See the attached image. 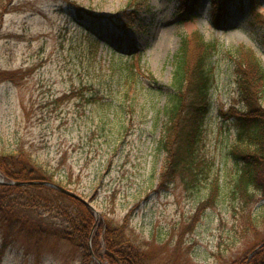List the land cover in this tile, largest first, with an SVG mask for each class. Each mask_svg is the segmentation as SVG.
Returning a JSON list of instances; mask_svg holds the SVG:
<instances>
[{
  "label": "rangeland",
  "instance_id": "1",
  "mask_svg": "<svg viewBox=\"0 0 264 264\" xmlns=\"http://www.w3.org/2000/svg\"><path fill=\"white\" fill-rule=\"evenodd\" d=\"M129 1L14 0L0 26V71L17 76L0 83V153L20 145L30 150L57 169L65 189L91 204L99 222L109 218L121 225L130 217L132 238L149 264H253L264 227L245 234L241 214L262 212L264 196L257 194L248 207L232 196L239 162L231 149L240 129L230 110L242 107L238 49H251L264 66V24L233 13L218 27L212 0H205L197 19L180 15L178 0H148L146 8L127 9ZM260 4L254 17L264 16V0ZM76 5L100 21L79 20ZM196 32L216 44L212 109L199 154L208 166L198 181L178 176L163 190L159 142L173 93V59L182 38ZM74 90L101 101L69 99ZM217 177V202L196 221ZM12 242L0 264H81L76 247L52 236ZM254 264H264V255Z\"/></svg>",
  "mask_w": 264,
  "mask_h": 264
},
{
  "label": "trees",
  "instance_id": "2",
  "mask_svg": "<svg viewBox=\"0 0 264 264\" xmlns=\"http://www.w3.org/2000/svg\"><path fill=\"white\" fill-rule=\"evenodd\" d=\"M180 15L197 19L205 0H178ZM14 0H0V26L4 16L13 10ZM148 0H130L127 9L146 8ZM262 0H212V21L225 27L233 13L251 17L252 24H264V16L257 12ZM75 13L81 21L98 22L100 18L80 6ZM129 18L123 19L129 22ZM199 32L192 38H182L178 52L174 55L173 93L164 109L166 123L161 138V151L165 162L161 174V189L169 188L175 177L187 175L198 181L205 174L206 161L200 157L204 141L205 119L212 109L211 92L215 83L212 67L216 44L208 43ZM236 82L239 103L230 113L240 129L238 142L231 149L239 162L234 180L232 196L248 207L249 202L261 193L264 196V66L251 49H238L235 58ZM134 68V66H131ZM17 76L0 71V83L14 81ZM153 79V77L151 76ZM92 89V88H91ZM66 98V97H65ZM68 98L89 103L101 101L97 95L86 97L84 90L73 91ZM57 100L55 103H60ZM0 173L6 183L48 182L66 188L65 180L57 169L38 161L24 146L0 153ZM207 201L203 202L195 216L196 221L203 212L217 202L221 192L218 177L211 182ZM20 207V208H19ZM41 210L38 214L29 213ZM242 230L245 234L258 232L264 227V209L259 214L242 210ZM52 212L57 215L53 216ZM47 214V215H45ZM51 215L53 217H51ZM96 213L84 202L72 198L58 189L43 185L16 186L0 183V230L3 247L1 255L12 246L13 237L35 236L41 240L52 236L76 247L81 264H95V259L104 264H149L143 246L132 238L130 217L121 225L106 218L99 222ZM48 218H57L60 224L48 223ZM194 225V224H193ZM243 233V234H244ZM12 242V243H11ZM37 245L40 243L37 242ZM252 253L251 263L264 255V243ZM248 263V259L244 261ZM250 263V262H249Z\"/></svg>",
  "mask_w": 264,
  "mask_h": 264
},
{
  "label": "water",
  "instance_id": "3",
  "mask_svg": "<svg viewBox=\"0 0 264 264\" xmlns=\"http://www.w3.org/2000/svg\"><path fill=\"white\" fill-rule=\"evenodd\" d=\"M0 183L2 184H10V185H16V186H32V185H43V186H49V187H53L55 189H58L59 191L69 195V196H72V198H77L79 200H81L82 202H84L86 205H88L94 212L95 209L91 206V204L89 202H87L86 200H84V198L82 199L81 197H79L78 195H76L75 193H73L72 191L70 190H67L63 187H60V186H57V185H54V184H51V183H48V182H17V183H6L4 179L1 178V175H0ZM97 214V212H96ZM98 216V214H97ZM95 264H104L102 261H99V260H96L95 259Z\"/></svg>",
  "mask_w": 264,
  "mask_h": 264
}]
</instances>
